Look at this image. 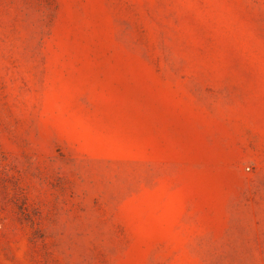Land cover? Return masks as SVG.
Returning <instances> with one entry per match:
<instances>
[{"label":"rangeland","instance_id":"rangeland-1","mask_svg":"<svg viewBox=\"0 0 264 264\" xmlns=\"http://www.w3.org/2000/svg\"><path fill=\"white\" fill-rule=\"evenodd\" d=\"M0 264H264V0H0Z\"/></svg>","mask_w":264,"mask_h":264}]
</instances>
